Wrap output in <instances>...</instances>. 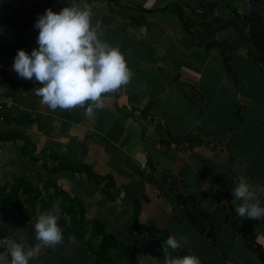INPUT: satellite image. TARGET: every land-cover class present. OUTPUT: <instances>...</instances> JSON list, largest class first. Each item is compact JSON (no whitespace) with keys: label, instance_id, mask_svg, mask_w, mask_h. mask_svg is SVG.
Returning a JSON list of instances; mask_svg holds the SVG:
<instances>
[{"label":"crops","instance_id":"obj_1","mask_svg":"<svg viewBox=\"0 0 264 264\" xmlns=\"http://www.w3.org/2000/svg\"><path fill=\"white\" fill-rule=\"evenodd\" d=\"M78 2L91 4L93 23L102 22L103 38L120 47L133 75L102 94L103 107L92 113L86 111L90 101L50 108L36 92L41 82L19 76L12 67L19 48L38 47L34 22L46 2L0 0V107L7 114L0 133L22 134L35 147L28 156L20 140L0 142V185L22 179L41 192L29 204L19 190L24 214L13 203L0 204V239H16L26 247L39 243L38 214L60 209L54 189L45 188L52 182L80 201L87 220L101 221L127 246L135 264H164L165 256L164 248H154L153 238L133 229L136 204L141 226L174 234L178 252L195 253L202 264H264L256 250L264 255V221L241 217L233 222L226 191L214 182L216 177L247 180L264 204V73L249 55L244 34L248 0H165L149 11L131 2L152 0ZM175 5L191 19L190 32ZM200 8L203 16L193 19ZM254 10L264 17V0H257ZM209 44H225L226 54L233 49L228 68L222 48ZM143 162L161 177L142 175ZM60 164L110 176L117 197L110 199L85 172L60 170ZM171 182L201 210L199 228L186 219ZM70 222L60 210L62 241L42 247L30 264H103L89 248L95 245L89 233L80 239Z\"/></svg>","mask_w":264,"mask_h":264},{"label":"clouds","instance_id":"obj_2","mask_svg":"<svg viewBox=\"0 0 264 264\" xmlns=\"http://www.w3.org/2000/svg\"><path fill=\"white\" fill-rule=\"evenodd\" d=\"M92 17L91 4L82 5L77 0L59 10L46 8L34 22L39 29L38 47L30 52L19 48L13 58L12 67L19 76L41 82L36 92L52 109L84 106L90 101L86 111L92 113L103 107L102 94L118 89L132 78L125 54L118 45L103 38L102 22L93 23ZM232 192V202L240 216L264 218V204L250 182L238 180ZM59 211L57 208L38 214L34 229L39 243L33 247L16 239H0V248L6 247V251H0V264H30L42 247L61 242ZM179 247L180 241L174 234L163 241L164 264H202L195 253L169 252V248Z\"/></svg>","mask_w":264,"mask_h":264},{"label":"trees","instance_id":"obj_3","mask_svg":"<svg viewBox=\"0 0 264 264\" xmlns=\"http://www.w3.org/2000/svg\"><path fill=\"white\" fill-rule=\"evenodd\" d=\"M78 1L80 0H77V2ZM45 2L47 5L46 8L52 7L54 10H59L62 7L72 3L73 0H45ZM174 7L177 14H179V17L183 20V27L188 32H190V29L193 26L191 19L184 16V12L178 5H175ZM248 32L253 45L264 58V17L259 15L255 10H253L251 13ZM212 45H216L222 48L225 54V50L229 49L225 44H209L208 48H210ZM232 51L233 49L230 48L229 53L225 55L227 68L229 67L228 61L231 57ZM249 55L260 66L264 73V64L259 60L254 51H252L250 48ZM3 109L2 107H0V120L7 119V114ZM10 140H20L22 142L21 152L24 155L30 156L33 154V152H35V147L27 136L14 132L0 133V142ZM59 169L71 172H85L88 179L96 183L98 186H101L102 191L110 199H115L118 195V189L110 176H99L92 172L88 167L82 165L72 167L60 164ZM214 182L218 183L226 191L231 217H233V222H236L238 224L242 216H240L236 212V207L232 202V190L236 186V183L234 181L226 179L225 177H216L214 178ZM170 186L179 204H181L183 208L186 219L191 224H193V226L199 228L200 219L202 217L199 207L188 196L178 191L176 182H171ZM49 187L54 189V193L52 194V196L53 199L60 202L59 206L61 213L71 217L69 226L70 231L77 235L80 239L84 238L89 233L90 238L95 242V245H89V248L94 253V256L99 263L135 264V260L133 259L131 250L127 246L118 242L113 236L109 235L106 232L104 224L101 221L86 219L84 208L81 206L78 199L72 198L66 192L58 190L56 184L52 182L45 184V188ZM19 190H22L23 193H25L29 204H33L32 201L38 200L41 196V192L37 186L25 183L22 179L15 178V182L11 186L0 185V204L13 203L16 206L17 210L21 214H24L27 211V208L24 207L23 203L17 196ZM139 210L140 209L136 204L133 212V229L140 235L146 233V236L153 238L154 248L156 250L163 249V241L168 238V235L161 230L141 226V224L138 222ZM262 220L264 221V218H262ZM172 250H174L177 255H184V253L178 252L177 249ZM256 250L259 258L264 261V255L262 251L259 248H256ZM117 256L122 257V261L120 259H117Z\"/></svg>","mask_w":264,"mask_h":264},{"label":"water","instance_id":"obj_4","mask_svg":"<svg viewBox=\"0 0 264 264\" xmlns=\"http://www.w3.org/2000/svg\"><path fill=\"white\" fill-rule=\"evenodd\" d=\"M163 1H165V0H152L151 4H139L136 2H131V4L134 5L136 8H138L141 11H149V10L155 9ZM256 2H257V0H248V6H247L245 12L242 14V21H243V26H244V34H245L246 42H247L249 48L252 51H254V53L259 58V60L264 64V58L259 53V51L255 48V46L253 45V43L249 37V32H248L251 13L255 9Z\"/></svg>","mask_w":264,"mask_h":264},{"label":"built area","instance_id":"obj_5","mask_svg":"<svg viewBox=\"0 0 264 264\" xmlns=\"http://www.w3.org/2000/svg\"><path fill=\"white\" fill-rule=\"evenodd\" d=\"M205 12V9H196L195 12H194V15H193V19L195 18H199V17H202L203 14ZM226 141H227V137L223 138L222 139V143H225L226 144ZM139 170H140V173L142 175H145V176H154V177H161L160 174L156 173L150 166H148L145 162L143 163H140V166H139ZM138 258V257H136Z\"/></svg>","mask_w":264,"mask_h":264}]
</instances>
